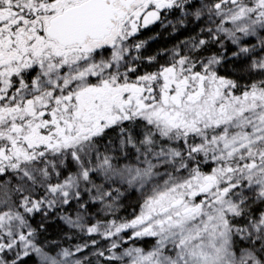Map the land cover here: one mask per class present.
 I'll return each mask as SVG.
<instances>
[{
  "label": "snow or ice",
  "instance_id": "1",
  "mask_svg": "<svg viewBox=\"0 0 264 264\" xmlns=\"http://www.w3.org/2000/svg\"><path fill=\"white\" fill-rule=\"evenodd\" d=\"M0 264H264V0H0Z\"/></svg>",
  "mask_w": 264,
  "mask_h": 264
}]
</instances>
